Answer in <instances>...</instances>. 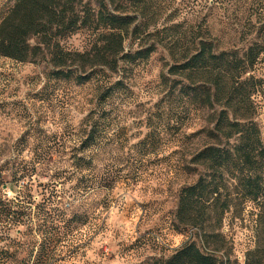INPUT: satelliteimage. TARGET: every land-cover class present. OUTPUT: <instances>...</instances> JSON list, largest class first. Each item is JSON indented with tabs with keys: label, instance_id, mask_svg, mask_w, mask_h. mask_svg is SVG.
I'll return each instance as SVG.
<instances>
[{
	"label": "trees",
	"instance_id": "obj_1",
	"mask_svg": "<svg viewBox=\"0 0 264 264\" xmlns=\"http://www.w3.org/2000/svg\"><path fill=\"white\" fill-rule=\"evenodd\" d=\"M144 1L0 0V57L23 64L47 59L52 67L51 79L83 85L98 74H116L123 66L145 62L158 49L165 50L171 64L161 75V84L163 99L177 103L173 126L179 125L182 130L193 116L204 122L188 136L198 141L188 162L196 180L179 190L174 222L180 228L197 230L202 241L212 245L218 243L217 232L228 213L248 211L255 240L245 252L243 264H264V141L255 121L256 99L264 81L252 75L257 65L264 68V21L244 41L246 44L220 50L210 33L201 28L177 23L150 30V17L141 7ZM190 1L194 0H181L177 10L189 6ZM134 5L136 12L132 11ZM77 32L88 35V49L64 51L60 39ZM127 41L136 48L126 51ZM125 93L122 81L99 82L97 101L101 111L91 117L82 132L78 152L105 145L114 115L112 107L104 106ZM35 133L41 131L30 132L0 152L5 155L0 162V264H59L73 251L64 250L74 227L64 220L65 211L54 217L57 210L51 207L61 204V200L56 201V183L44 186L33 177L52 161L45 145L49 139L33 136ZM156 136V130L151 129L136 143L146 152L142 159L156 150ZM70 161L79 172L93 171L92 159L76 155ZM142 165L141 161L139 167ZM93 174L87 190L109 192L120 182L136 184L141 177L140 171L133 172L121 181L110 169L98 177ZM20 182L22 189L16 198H4L2 188ZM39 187L50 190L36 199ZM66 196L78 200L75 188ZM31 208L37 209L42 218L34 222ZM71 216L74 219L76 214ZM11 232L19 239L10 238ZM208 250L203 252L186 242L168 257L151 258L142 264H237L228 256H219L217 248Z\"/></svg>",
	"mask_w": 264,
	"mask_h": 264
},
{
	"label": "rangeland",
	"instance_id": "obj_2",
	"mask_svg": "<svg viewBox=\"0 0 264 264\" xmlns=\"http://www.w3.org/2000/svg\"><path fill=\"white\" fill-rule=\"evenodd\" d=\"M180 1L145 0L141 7L150 17V30L153 26L161 29L182 23L189 28L207 30L218 49L227 50L246 44L244 41L264 21V0H194L177 10ZM136 7L132 11L136 12ZM59 44L64 51L82 52L88 49L89 38L86 33L77 32L61 38ZM124 48L134 50L136 46L127 41ZM170 64L167 52L158 49L145 62L123 66L116 74H98L90 82L75 85L51 79L52 67L47 59L23 64L0 57V152L34 130L45 135L33 136L49 139L45 145L52 161L33 177L44 186L56 183L53 185L58 191L55 195L59 196L56 201L61 200V204H52L57 210L54 217L65 211L66 216L62 217L74 227L64 250L73 251L59 264H142L151 258L168 257L173 249L186 242L194 243L203 252L217 248L219 256L243 264L245 252L253 247L254 227L248 211L239 215L228 213L217 232L218 243L212 245L205 244L197 230L180 228L174 222L179 190L196 180L188 162L198 141L188 136L204 122L201 117L193 116L182 130L177 128L179 125L173 126L177 103L163 99L165 92L161 84V75L166 74ZM252 75L264 81V68L257 65ZM102 81H122L126 93L104 106L112 107L114 115L105 145L98 150L78 152L82 132L91 117L101 111L97 95ZM256 103L255 121L264 141V85ZM151 129L156 130L158 145L154 153L142 159L146 152L136 143ZM0 154L2 163L5 155ZM76 155L92 159L93 171L74 169L70 158ZM23 157H27V152ZM107 169L118 180L122 178L121 181L140 171V181L129 185L120 182L109 192L87 190L93 172L98 177ZM21 184L3 187L4 198L15 199ZM73 188L77 201L66 199ZM49 190L39 187L40 195L35 194V198ZM36 211L35 208L30 211L34 222L42 218ZM71 213L76 214L74 219ZM19 237L10 233L12 239Z\"/></svg>",
	"mask_w": 264,
	"mask_h": 264
}]
</instances>
